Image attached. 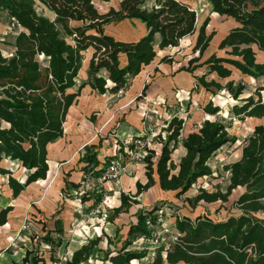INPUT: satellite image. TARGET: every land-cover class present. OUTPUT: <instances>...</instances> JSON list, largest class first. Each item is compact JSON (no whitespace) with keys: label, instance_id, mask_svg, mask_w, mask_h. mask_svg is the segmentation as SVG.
Instances as JSON below:
<instances>
[{"label":"trees","instance_id":"trees-1","mask_svg":"<svg viewBox=\"0 0 264 264\" xmlns=\"http://www.w3.org/2000/svg\"><path fill=\"white\" fill-rule=\"evenodd\" d=\"M110 1L0 0V8L16 18L22 28L16 34L14 55L5 57L0 51V162H18L27 172L22 180L0 166V175L7 176L13 199L32 183L46 179L49 145L64 136L69 110L82 89L88 85L101 95L118 93L126 88L130 76L138 75L156 59L159 51L176 48L182 40L197 34L193 56L178 70L194 75L192 90H226L241 101L230 110L233 118L263 122L244 140L240 159L225 165L230 175L227 188H200L186 201L193 208L202 202L226 203L241 187L245 191L234 203L240 214L223 220L208 215L177 217L174 237L168 245L156 249L152 260L144 262L148 250L130 247L140 238L153 236L146 220L151 217L155 221L159 209L138 211L127 239L114 252H107L106 259L110 264H264V218L259 216L264 215V58L258 59L259 52L264 54V0H206L214 14L234 22L218 44V51L224 55L212 52L207 57L215 33L207 31L209 19L198 29L196 12L189 4L181 0H120L119 9L112 7L101 13L97 3ZM46 10L51 17L44 13ZM126 19L140 21L146 33L136 41H123L106 32V26ZM88 50L93 51L88 77L80 82ZM174 61V56L165 55L160 62L171 65ZM197 70L201 74H195ZM234 70L261 81L253 94L239 99L247 86L231 79ZM146 89L140 97L145 96ZM203 111L215 116L220 106L209 101ZM230 127L220 120L206 119L185 135V120L173 117L164 128L166 139L159 136L162 147L157 161L153 160L154 150L143 159L147 182L138 181L135 194L121 193V205L113 209L111 219L139 204L137 198L154 186L180 198L200 178L213 176L212 157L237 142ZM180 147L186 153L177 164L173 153ZM93 156L89 161L97 167L99 161ZM94 201L98 205L102 198ZM12 210L13 206H0V227L8 223ZM54 231L63 236L61 219L55 221ZM101 241V237L88 241L62 264L88 262ZM61 244L58 239L52 247ZM31 256L33 250H28L23 263H46L42 257Z\"/></svg>","mask_w":264,"mask_h":264},{"label":"rangeland","instance_id":"rangeland-1","mask_svg":"<svg viewBox=\"0 0 264 264\" xmlns=\"http://www.w3.org/2000/svg\"><path fill=\"white\" fill-rule=\"evenodd\" d=\"M181 1L195 10L198 29L207 19L210 20L207 31L214 32L215 36L206 57L212 52L223 56L224 52L218 51V44L234 26V22L214 14L212 5L206 0ZM97 7L101 13L112 7L119 9L120 0L99 2ZM44 13L52 16L47 10ZM106 32L118 39L130 41L146 33L139 21L129 19L106 26ZM196 37L197 34L189 36L181 41L180 46L159 52L160 55L151 66L144 68L139 77L116 94L101 95L88 85L82 89L76 103L69 110L63 138L49 147L50 170L44 181L32 184L18 198L13 199L7 176L0 175V206H13L8 215V227L0 228V264H24L23 258L28 250H33L31 257L39 256L47 261L52 258L55 263L48 264H59V260L65 262L83 244L98 237L102 238L99 247L94 250L89 261L83 264H110L106 253L114 252L127 239L128 227L135 212L141 208L163 209L166 223L164 226H156L153 231V235L159 233V241H156V237L138 239L130 247L133 250L147 249L149 254L146 262L154 258L161 244L168 245L174 237L177 217L189 216L194 219L198 215H208L214 220H223L240 214L234 203L245 191L241 187L233 191L226 203L202 202L193 208L186 201V197L198 194L200 188L208 191L227 188L230 175L225 165L240 159L244 140L256 125L263 122L257 118H246L243 121L233 118L230 110L241 101H236L226 90H192L194 75L178 72V69L188 65V60L193 56ZM87 55L86 52L85 57ZM164 55L174 56L175 62L171 66L161 65L159 61ZM263 58L264 54L259 52L258 59ZM168 66L172 68L169 70ZM86 69L85 65L79 74L80 82L87 80ZM200 73L201 70L195 72ZM231 79L236 84L247 86L239 99L253 94L261 83L237 70H234ZM225 82L222 80L223 84ZM145 86V96L140 97ZM209 101L220 106V112L215 116L203 111ZM176 116L185 120V133L206 119L220 120L231 125L230 133L237 138V142L224 146L212 157L210 165L213 176L200 178L186 195L176 198L174 193H166L154 186L138 197L140 205H133L128 212L112 220L113 209L120 204V194H135L136 178L143 184L147 182V164L143 159L149 150H154L153 160L157 161L162 147L159 136L166 139L164 128ZM181 152L177 150L173 158L177 159ZM114 153L120 156L119 164L117 172L113 171L115 174L110 175L112 171L107 170V156ZM93 155L99 161L97 167L89 161ZM0 166L10 169L17 178L24 180L26 177V170L18 162L4 160ZM95 198H102V202L95 205ZM98 209L102 213H98ZM259 216L264 218L263 214ZM56 217L64 220L63 237L48 232ZM163 228H167L166 233L161 231ZM58 239L62 241L61 246L52 247Z\"/></svg>","mask_w":264,"mask_h":264},{"label":"crops","instance_id":"crops-1","mask_svg":"<svg viewBox=\"0 0 264 264\" xmlns=\"http://www.w3.org/2000/svg\"><path fill=\"white\" fill-rule=\"evenodd\" d=\"M136 21H138V20H136ZM140 22V21H139ZM141 23V22H140ZM142 24V23H141ZM143 26H144V28H145V25L144 24H142ZM20 30H22V28L20 29ZM19 31V29L18 28H16V27H14V28H11V16L9 15V13L5 10V9H3V8H0V51H1V53H2V55L3 56H5V57H11L12 55H14V53H15V50H16V47H15V38H16V34H17V32ZM145 32H146V28H145ZM115 37V36H114ZM116 38V37H115ZM140 38V37H139ZM138 38V39H139ZM118 39V38H117ZM138 39H136V40H138ZM119 40H123V41H130V40H124V39H119ZM136 40H133V41H136ZM163 51H165V50H163ZM92 50L90 51V50H88L87 51V53H88V55H87V57H85L84 58V60H83V67H82V69H81V71L84 69V66L86 65L87 66V69H86V72L88 71V67H89V62H90V58H91V56H92ZM159 52H162V51H159ZM158 52V55H160V53ZM158 55H157V57H158ZM165 56V55H164ZM163 56V57H164ZM157 57H156V59H157ZM162 57V58H163ZM156 59L151 63V64H149V65H147V66H144L143 67V69L141 70V72L138 74V75H136V76H130L129 77V80H128V83H127V85L131 82V81H133L135 78H137V77H139L141 74H142V71L144 70V68H146V67H149V66H151L155 61H156ZM161 61V60H160ZM159 61V63L161 64V65H163V64H166V63H161ZM175 62V61H174ZM173 62V63H174ZM167 65H170V64H167ZM172 65V64H171ZM170 65V66H171ZM170 66H168L169 67V70H170V68H172V67H170ZM173 69H174V67H173ZM179 70V69H178ZM81 71H80V73H81ZM178 72H183V71H178ZM185 72V71H184ZM188 73V72H187ZM201 74V73H200ZM87 76H88V73H87ZM195 79V78H194ZM135 86V85H134ZM127 87V86H126ZM136 87V86H135ZM116 94V93H115ZM105 95V94H104ZM195 129H196V127H195ZM195 129H191V130H187L186 131V133L184 132V134L185 135H187L188 133H190V132H192L193 130H195ZM63 138V137H62ZM61 138V139H62ZM61 139H58L56 142H54V143H57V142H59ZM182 152H181V154H180V156L177 158V159H174L173 158V160L175 161V163H179L180 162V160H181V158L185 155V153H186V150L184 149V147H180L179 148ZM179 149H177V150H179ZM48 150H49V152H50V149L48 148ZM176 150V151H177ZM242 150V149H241ZM175 151V152H176ZM174 152V153H175ZM173 153V154H174ZM114 154H116V153H114ZM114 154H112V155H110V156H107V157H112ZM117 155V154H116ZM11 162V161H10ZM49 170H50V166H49ZM49 172V171H48ZM40 181H44V179H42V180H39V181H37V182H34V183H32V184H35V183H39ZM138 181H140L139 179H137L136 178V180H135V184H137V182ZM141 182V181H140ZM142 183V182H141ZM31 184V185H32ZM143 184V183H142ZM145 184V183H144ZM30 185V186H31ZM29 187V186H28ZM9 188V187H8ZM153 188V187H152ZM151 189V188H150ZM9 191L11 192V194H12V191H11V189L9 188ZM165 192V191H164ZM166 193H169V192H166ZM13 197V196H12ZM120 198H121V194H120ZM138 199V198H137ZM139 202H140V200H139ZM95 204V203H94ZM121 205V199H120V204H118L116 207H119ZM138 205H140V203L138 204ZM10 206H12V205H10ZM115 207V208H116ZM141 210H145V208H141V209H139V210H137V212L138 211H141ZM137 212H135V216H133V221H132V223H136L137 222V217H136V214H137ZM64 217V216H63ZM58 219H61L62 221H63V226H64V220H63V218H55L54 219V222H53V227H49L48 229V232L49 233H51V234H53V233H56L54 230H55V221L56 220H58ZM176 220V219H175ZM131 223V224H132ZM131 224H129V227H128V230H129V228H130V225ZM8 225H9V223H7L5 226H3V227H0V228H6V227H8ZM65 228V227H64ZM174 229H175V227H174ZM176 230V229H175ZM57 234V233H56ZM127 234H128V231H127ZM128 236V235H127ZM63 237V236H62ZM88 243V242H87ZM87 243H85V244H87ZM84 245V244H83ZM82 245V246H83ZM81 246V247H82ZM80 247V248H81ZM79 248V249H80ZM78 250V249H77ZM73 255V254H72ZM71 258V257H70ZM69 258V259H70ZM24 259V258H23ZM46 261V263L45 264H48L49 262H51V263H55V262H52L51 261V259H50V261H47V260H45ZM58 263L59 264H62V263H64V262H62V261H58ZM42 264V263H41Z\"/></svg>","mask_w":264,"mask_h":264},{"label":"built area","instance_id":"built-area-1","mask_svg":"<svg viewBox=\"0 0 264 264\" xmlns=\"http://www.w3.org/2000/svg\"><path fill=\"white\" fill-rule=\"evenodd\" d=\"M14 27L18 28L19 30L21 29V25L18 23L16 18L11 17V28H14ZM119 158H120V156H117L116 154H114L111 157V160L109 161L108 168H107V170H109V172L112 171V174H110V175H114L115 172H117L116 168H117V165L119 164ZM113 171H115V172H113ZM110 175H109V177H110ZM104 178H105V180L107 179L106 177H104ZM97 212L102 213V210L98 209ZM155 216H156L155 221H153V219L151 217H147V220H146L147 228L152 230V232L155 230L156 226H164V224L166 223V214H165V211L163 209L157 210ZM161 231L166 233L167 228H163ZM154 235L152 237H156V241L158 242L159 238H160L159 233H155ZM140 240H145V238H140Z\"/></svg>","mask_w":264,"mask_h":264},{"label":"bare ground","instance_id":"bare-ground-1","mask_svg":"<svg viewBox=\"0 0 264 264\" xmlns=\"http://www.w3.org/2000/svg\"><path fill=\"white\" fill-rule=\"evenodd\" d=\"M54 144H55V143L50 144L49 147L52 146V145H54Z\"/></svg>","mask_w":264,"mask_h":264}]
</instances>
